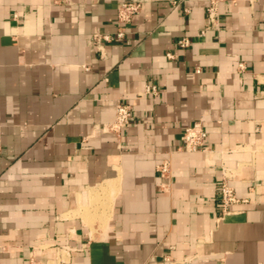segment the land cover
I'll return each instance as SVG.
<instances>
[{"label":"crops","instance_id":"crops-1","mask_svg":"<svg viewBox=\"0 0 264 264\" xmlns=\"http://www.w3.org/2000/svg\"><path fill=\"white\" fill-rule=\"evenodd\" d=\"M208 2L0 0V264H264V0H222L205 29Z\"/></svg>","mask_w":264,"mask_h":264},{"label":"built area","instance_id":"built-area-1","mask_svg":"<svg viewBox=\"0 0 264 264\" xmlns=\"http://www.w3.org/2000/svg\"><path fill=\"white\" fill-rule=\"evenodd\" d=\"M222 0H209L208 5L205 8L206 25L205 29L213 27L218 22L219 17V4ZM184 0H171L173 9L181 7L184 13L189 12V8L183 6ZM145 2L142 1H128L121 2L116 8V30L112 34H94L92 36L91 44L96 48H100L102 43H109L115 40L123 39L127 32L125 26L133 21L134 16L139 14L143 9ZM180 47H187L190 44L189 39L182 38L176 42ZM143 93L156 95L158 89L155 85H147ZM131 106L120 101L115 104V116L113 122L109 125V130L115 134H120L122 129L126 127L131 118ZM207 140V132L201 122H195L194 124L184 128L181 135L182 144L180 149L185 152H201L205 150V142ZM157 172L161 178L168 175L169 162L168 160L162 161L157 166ZM220 202L219 207L221 214L225 215L230 212V207L241 202L235 193L232 186L223 178L220 184ZM243 201V200H242ZM32 261V260H31Z\"/></svg>","mask_w":264,"mask_h":264},{"label":"rangeland","instance_id":"rangeland-1","mask_svg":"<svg viewBox=\"0 0 264 264\" xmlns=\"http://www.w3.org/2000/svg\"><path fill=\"white\" fill-rule=\"evenodd\" d=\"M29 264H38V262L32 259V261H29Z\"/></svg>","mask_w":264,"mask_h":264}]
</instances>
